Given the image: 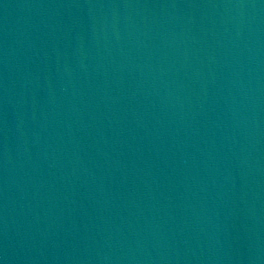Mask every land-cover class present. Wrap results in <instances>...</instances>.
Wrapping results in <instances>:
<instances>
[{"label":"water","instance_id":"water-1","mask_svg":"<svg viewBox=\"0 0 264 264\" xmlns=\"http://www.w3.org/2000/svg\"><path fill=\"white\" fill-rule=\"evenodd\" d=\"M0 264H264V0H0Z\"/></svg>","mask_w":264,"mask_h":264}]
</instances>
